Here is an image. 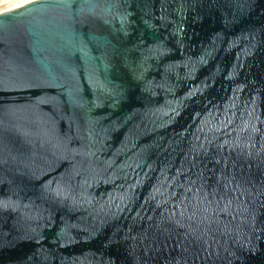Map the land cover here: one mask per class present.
Instances as JSON below:
<instances>
[{
    "label": "water",
    "instance_id": "95a60500",
    "mask_svg": "<svg viewBox=\"0 0 264 264\" xmlns=\"http://www.w3.org/2000/svg\"><path fill=\"white\" fill-rule=\"evenodd\" d=\"M0 264H264V0L0 9Z\"/></svg>",
    "mask_w": 264,
    "mask_h": 264
},
{
    "label": "bare ground",
    "instance_id": "6f19581e",
    "mask_svg": "<svg viewBox=\"0 0 264 264\" xmlns=\"http://www.w3.org/2000/svg\"><path fill=\"white\" fill-rule=\"evenodd\" d=\"M24 0H2L0 1V9L22 2Z\"/></svg>",
    "mask_w": 264,
    "mask_h": 264
},
{
    "label": "rangeland",
    "instance_id": "374dc122",
    "mask_svg": "<svg viewBox=\"0 0 264 264\" xmlns=\"http://www.w3.org/2000/svg\"><path fill=\"white\" fill-rule=\"evenodd\" d=\"M0 1H2V0H0Z\"/></svg>",
    "mask_w": 264,
    "mask_h": 264
}]
</instances>
